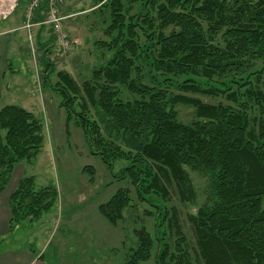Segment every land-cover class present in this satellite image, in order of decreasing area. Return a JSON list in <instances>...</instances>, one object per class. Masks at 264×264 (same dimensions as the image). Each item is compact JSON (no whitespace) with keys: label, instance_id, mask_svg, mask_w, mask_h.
Instances as JSON below:
<instances>
[{"label":"trees","instance_id":"trees-1","mask_svg":"<svg viewBox=\"0 0 264 264\" xmlns=\"http://www.w3.org/2000/svg\"><path fill=\"white\" fill-rule=\"evenodd\" d=\"M93 3L92 11L108 14L103 33L109 42L95 44L110 58L80 86L67 72H57L54 87L69 112L79 101L76 124L91 153L109 168L124 163L120 175L142 199L158 204L149 202L158 211L156 239L139 231L137 246L123 264L149 260L155 241L156 264H191L189 256L185 261L176 255L186 240L176 215L170 219L164 209L168 182L174 183L180 201L196 199L188 171L205 181L204 202L188 218L197 260L264 264V0ZM59 11L64 17L62 6ZM47 12L48 1L43 0L33 14L34 23ZM46 60V69L54 67ZM254 61L260 62L258 70L249 69ZM146 68L156 76L146 74ZM174 79L179 94L170 91ZM184 93L223 98L228 104H206ZM178 105L194 108L190 125L177 121ZM43 143L42 123L33 114L17 106L0 110V192L14 168L36 158ZM57 197L52 187L37 191L33 178L21 179L9 198V230L27 219L39 220ZM127 205L126 192L118 190L98 209L115 224ZM168 227L177 237L172 254Z\"/></svg>","mask_w":264,"mask_h":264},{"label":"rangeland","instance_id":"rangeland-1","mask_svg":"<svg viewBox=\"0 0 264 264\" xmlns=\"http://www.w3.org/2000/svg\"><path fill=\"white\" fill-rule=\"evenodd\" d=\"M31 1L33 0H0V32L14 28L10 35L11 52L7 56L13 72L7 73L6 80L11 81V85L16 81L21 83V86L18 84L16 89L11 87L9 92L1 96L0 108L12 104L21 106L38 118L43 126L44 143L40 153L30 162L22 161L15 167L14 182L19 178H33L35 190L52 187L58 197L50 211L39 220L27 219L15 226L20 227L17 236L32 238L30 248L34 256L39 254L38 258L41 257L39 264H123L137 246L139 231L145 230L152 239H156L158 211L149 202L154 205L157 203L148 197L142 199L135 186L120 175V170L125 167L124 163L117 162L109 168L99 156L91 153L82 129L76 124L81 112L79 101L69 112L62 105V95L54 87L56 73L59 71L67 72L80 86L83 81L91 79L93 71L106 65L110 55L95 43L109 42L103 33L108 23L107 11L102 16L92 11L93 0H74L70 5V14L79 15L66 22L64 31L68 39L77 41V44L61 60H52L49 53H46V58L54 65L50 67L53 70L50 72V68L46 69L43 45L40 49L30 36V30L34 27L27 28V17L31 16L32 24L31 20L36 12L34 9L32 15L26 14ZM9 12L11 14L2 19L1 16ZM132 14L133 12L130 15ZM20 23L24 29H16L21 28ZM13 50L17 52L14 54ZM259 68L260 62L254 61L249 69ZM149 71L152 72L149 74ZM144 72L149 76H156L150 68H146ZM149 76H145V84H149ZM174 80L170 91L179 94L177 79ZM262 81L264 89V76ZM123 92L125 97H130L126 91ZM11 93L14 94L13 97ZM181 95L196 98L206 104H228L223 98L186 93ZM176 112L177 121L182 125L188 126L195 120L194 108L190 106L178 105ZM88 117L95 119L92 109L89 110ZM188 172L196 199L180 201L174 183L168 182L166 186L170 197L165 199L164 209L170 219L176 215V221L186 240L182 252H176V255L185 261L186 255L189 256L191 264H203L196 258L195 232L188 218L195 215L204 202L205 181L199 175ZM118 190L126 192L128 205L123 210L121 219L110 224L98 208L106 204ZM166 238L172 254L177 239L174 229L167 228ZM21 244L24 245V242L21 241ZM156 247L155 241L149 260L142 264H156Z\"/></svg>","mask_w":264,"mask_h":264},{"label":"crops","instance_id":"crops-1","mask_svg":"<svg viewBox=\"0 0 264 264\" xmlns=\"http://www.w3.org/2000/svg\"><path fill=\"white\" fill-rule=\"evenodd\" d=\"M73 2L74 0H69L67 1L66 6L62 5V15L64 17L68 18L69 15H72L70 14L69 9L71 7L70 5H72ZM14 11L15 10H13V12ZM10 14L11 13L9 12L7 15H3L1 17L3 19L6 16L8 17V15ZM69 19L71 18H68L67 20L63 21L64 27H66L65 26L66 22ZM31 21L32 23H34L37 20L34 17H32ZM19 27L21 28H16V29H22V28L24 29V26H22V23H20ZM13 31H14V28H8L5 31L0 32V102L2 98L1 96L5 92L6 93L9 92L11 87L16 89L18 84H20L21 86V83L17 81L14 84L12 83L11 85V81L8 82L6 80L7 73L11 74L13 72V69L10 68V65L8 64L9 60L7 58L8 53L11 52L10 47H11L12 40H11L10 35L12 34ZM30 32H31L30 36H32L33 40L38 44V46H40L39 47L40 49H42L41 45H43L44 59H46V50L52 47L53 40H54V34H53L52 28L49 26L38 27V28L34 27L30 30ZM12 52L15 54L17 51L14 52L13 50ZM45 74H46V71H45ZM45 76L47 77V75ZM11 95H12L11 97H13L14 94L11 93ZM9 102H12V100H9ZM6 106H14V105L13 104L4 105L0 108V110ZM15 106L22 108L21 106H18V105H15ZM16 169L17 168H14L11 178L9 180V183L7 187L5 188V190L3 192H0V264H39L41 257L38 258L39 254L34 256L35 254L32 253L31 248H30L32 247L31 246L32 238H29V239L26 237L20 238L19 236H17L18 234L17 232L20 228L19 226L13 229L12 231L9 230V223L11 221V213L9 209V198L11 194L13 193V191L16 189V186L19 183V181L23 179V178L21 179L19 178L18 181L14 182V179H15L14 173ZM21 241L24 242V245L21 244Z\"/></svg>","mask_w":264,"mask_h":264},{"label":"built area","instance_id":"built-area-1","mask_svg":"<svg viewBox=\"0 0 264 264\" xmlns=\"http://www.w3.org/2000/svg\"><path fill=\"white\" fill-rule=\"evenodd\" d=\"M43 0H33L30 5L26 8V14L32 15V11L37 9L39 3ZM48 1V12L45 17L38 23L30 24V17H27V28L31 27H44L49 26L53 30L54 34V48L55 51L50 55V59H62L67 53L71 52L77 41H70L67 34L64 31L63 21L66 17L60 16V7L67 0H47Z\"/></svg>","mask_w":264,"mask_h":264}]
</instances>
